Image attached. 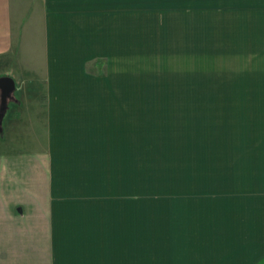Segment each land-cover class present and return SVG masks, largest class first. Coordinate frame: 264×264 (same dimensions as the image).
Here are the masks:
<instances>
[{
	"label": "crops",
	"instance_id": "obj_1",
	"mask_svg": "<svg viewBox=\"0 0 264 264\" xmlns=\"http://www.w3.org/2000/svg\"><path fill=\"white\" fill-rule=\"evenodd\" d=\"M93 1L75 6L74 18H96L79 27L69 23L73 0L54 15L35 5L14 38L12 0H0V78L14 73V93L25 98L3 121L0 264H260L264 2L190 0V42L197 30L216 39L198 54L219 60L213 75L231 76L210 91L247 97L219 102L217 131L190 137L187 180L154 224L133 216V101L102 100L100 69L88 73L94 61L123 53V39L131 47L134 0ZM235 105L249 131L228 130L226 110ZM58 216L75 223L54 227Z\"/></svg>",
	"mask_w": 264,
	"mask_h": 264
},
{
	"label": "rangeland",
	"instance_id": "obj_2",
	"mask_svg": "<svg viewBox=\"0 0 264 264\" xmlns=\"http://www.w3.org/2000/svg\"><path fill=\"white\" fill-rule=\"evenodd\" d=\"M62 1L47 0L48 3H45V0H12L14 38L22 36L24 26L27 31V22L34 14L35 5L54 15L55 9L59 10L62 4H66ZM81 2L73 0L71 10L68 9L69 23H77V27L96 19H90L88 13L78 14L74 18L75 6ZM189 3L190 0H134L131 47H125L123 39V53H116L120 58L115 57L113 61H109L108 57L101 58L88 69L90 74H96L99 69L101 71L102 100L133 101V216H150V223L154 224L160 212L161 216L169 214L167 197L180 188L182 177L186 176L187 180L190 137L202 132L217 131L215 122L218 121L215 116L224 111L219 108V102L243 101L247 97L235 92L210 91L223 82L228 84L231 76L213 75L212 68L219 67V60L213 61L214 58L211 59L207 54H198L200 47H211L213 40L216 46V39H209V36L203 39V33L197 30L194 41L190 42L192 35L189 33L186 13ZM39 11L35 12V17L41 24L43 17ZM20 24L21 34H18ZM9 76L13 79L15 77L12 72ZM104 85H108L111 91L103 92ZM20 98L24 96L13 93L7 110ZM235 106L226 110L230 113L227 115L228 130L232 128L233 132L241 133L249 131L245 124L249 121L241 123L237 116L240 111L245 115V111ZM5 114L6 111L3 113V121ZM192 114L197 117L193 118ZM2 129L0 148L5 140ZM146 208L147 214L144 213ZM58 220L59 226L56 222L54 227H72L70 220L71 224L75 223V217L71 216H58Z\"/></svg>",
	"mask_w": 264,
	"mask_h": 264
},
{
	"label": "water",
	"instance_id": "obj_3",
	"mask_svg": "<svg viewBox=\"0 0 264 264\" xmlns=\"http://www.w3.org/2000/svg\"><path fill=\"white\" fill-rule=\"evenodd\" d=\"M16 90V83L12 77L5 76L0 78V103H1V114L6 111L7 104L12 94ZM2 116V115H1Z\"/></svg>",
	"mask_w": 264,
	"mask_h": 264
},
{
	"label": "trees",
	"instance_id": "obj_4",
	"mask_svg": "<svg viewBox=\"0 0 264 264\" xmlns=\"http://www.w3.org/2000/svg\"><path fill=\"white\" fill-rule=\"evenodd\" d=\"M1 115H2V116H1ZM1 115H0V129H2V128H1V125H2V122H3V114H1ZM262 262H264V260H263ZM262 262H261V263H262ZM261 263H260V264H261Z\"/></svg>",
	"mask_w": 264,
	"mask_h": 264
}]
</instances>
